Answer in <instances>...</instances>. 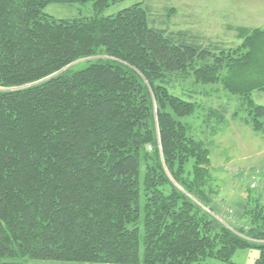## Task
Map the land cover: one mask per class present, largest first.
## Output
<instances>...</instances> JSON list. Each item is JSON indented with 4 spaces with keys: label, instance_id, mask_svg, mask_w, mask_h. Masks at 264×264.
Returning a JSON list of instances; mask_svg holds the SVG:
<instances>
[{
    "label": "trees",
    "instance_id": "trees-1",
    "mask_svg": "<svg viewBox=\"0 0 264 264\" xmlns=\"http://www.w3.org/2000/svg\"><path fill=\"white\" fill-rule=\"evenodd\" d=\"M90 1L89 17L44 14ZM121 1L0 0V258L199 264L255 248L264 264L263 196L219 222L211 153L186 122L199 87L221 84L264 132V82L236 79L264 69V30L204 45L141 3L102 15Z\"/></svg>",
    "mask_w": 264,
    "mask_h": 264
},
{
    "label": "rangeland",
    "instance_id": "rangeland-1",
    "mask_svg": "<svg viewBox=\"0 0 264 264\" xmlns=\"http://www.w3.org/2000/svg\"><path fill=\"white\" fill-rule=\"evenodd\" d=\"M93 3L49 4L44 14L56 20L89 17L93 14ZM139 3L150 8L152 17L157 19L153 24L156 28L190 32L204 45L234 47L241 43L238 30H264V0H124L106 8L102 15L112 16ZM255 65L257 68L252 71L240 70L236 79L264 82V69L258 63ZM87 66V62L79 63L74 71ZM198 90L200 94L193 101L200 103V107L186 122L210 150L215 184L219 186L220 198H224L218 206L220 211L213 216L228 225L233 213L237 218L236 209L245 204L248 191L263 196L264 202V132H255L246 122L247 104L239 95L225 90L221 84L200 86ZM251 98L255 105L264 106V91H253ZM211 109L217 114L210 115ZM238 223L236 219L231 225L236 227ZM143 250L142 243L141 260ZM259 255L258 249L246 248L238 250L230 261L210 258L199 264H255ZM0 264L77 263L0 258Z\"/></svg>",
    "mask_w": 264,
    "mask_h": 264
}]
</instances>
